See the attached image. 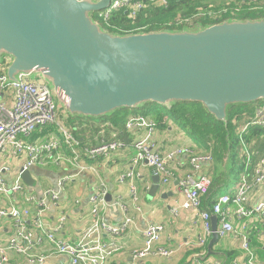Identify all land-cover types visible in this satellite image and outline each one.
I'll return each mask as SVG.
<instances>
[{
	"label": "crops",
	"instance_id": "0c3cea01",
	"mask_svg": "<svg viewBox=\"0 0 264 264\" xmlns=\"http://www.w3.org/2000/svg\"><path fill=\"white\" fill-rule=\"evenodd\" d=\"M234 1L200 0L199 3L215 7L221 4L231 7L234 6ZM143 2L145 8L149 4L156 6L149 0H143ZM8 64V58H4L0 63V71H5V75ZM13 100L12 92H4L0 95V102L8 108L12 106ZM57 105L63 110L60 104ZM247 105L251 106L247 107L243 113L251 111L254 115L256 109L264 106V100ZM142 108L135 110V113L130 112L127 118H124L125 122L132 116L143 117L142 114L146 110H142ZM63 111L68 115V121L60 112L57 114L56 123L65 125L70 133L80 140L81 147H95L104 142H118L124 147H120L105 157L94 159L80 157L78 162L88 167L83 172L68 167L65 169L52 166L33 167L31 170L32 187L23 184L19 175L25 158L0 157V167L6 169L3 172L6 185L10 186L18 179L24 185L21 193L0 196V206L3 208L13 207L20 212H28L25 218L27 229L34 234L35 238H41V242L32 250L33 254L49 256L54 252L53 246L46 239V234L56 227L61 216L65 215L66 220L62 228L54 233L55 239L75 245L93 244L98 240L101 244L110 247L111 250L104 264H199L195 258L200 254L199 261L202 264H243L240 261L243 252L237 236L229 234L224 238H217L216 241L213 240L212 235L204 238L203 224L197 211L179 209L177 215L172 214L171 210L177 208L184 200V197L178 193L176 184L189 169L187 155L175 158L170 166L175 177L168 186H161L159 179L156 181L152 168L145 163H133L135 150L132 145L149 129H128L125 127V123L120 127H115L107 120L70 116L65 110ZM145 118L151 122L154 120L151 117ZM248 126L249 124L240 125L234 133L238 139L234 151L241 160V170L237 172V175L236 170L232 172L233 166H229L227 157L221 160L213 158V144L209 148L195 145L188 133L177 128L167 115H163L160 122L155 121V125L151 128V140L162 155L176 148H182L188 149L199 158L208 155L212 157L209 163H201L200 170V174L211 180V186L207 195L202 198V205L199 209L210 210L217 198L234 194L243 175H247L249 179L252 178L255 168L264 155V128L259 127L260 135L247 139L244 135L248 132L249 136ZM245 127L247 128L245 129ZM60 134L54 124H49L41 129H36L29 137H20V139L40 144L52 138L61 139ZM248 157L249 165L246 168L247 172H244L243 164ZM121 175L127 178L123 183L118 181ZM63 176L70 178L60 191L58 200L43 198V194L49 189H54ZM218 177L220 181L215 183V179ZM153 186L157 187L156 191ZM132 188L135 190L134 194L131 191ZM102 191L105 192V207L101 209L100 214L105 223L115 226L127 217L132 220L126 232L118 236H111L104 232L97 233L92 226L89 199ZM27 198L30 201H26ZM43 199H45L46 205L40 217L42 228L39 229L36 228L34 222L38 211V202ZM262 202H264V183L249 191L245 207L252 209ZM227 211L234 230H240L243 223L249 224L250 246L256 252L261 263L264 264V214L239 218L236 215V206L233 204L227 206ZM209 221L211 231L214 227L219 228L220 219L218 216L211 214ZM149 225L163 227L160 240L155 247L173 250L172 257L166 259L150 255L146 258H135V254L144 247L143 231ZM13 232V220L0 218V235L3 243L7 242ZM201 238H204V246L199 245ZM203 252H205V256H202ZM6 264L28 263L24 256L11 252L8 254ZM45 264H68V257L53 255Z\"/></svg>",
	"mask_w": 264,
	"mask_h": 264
},
{
	"label": "water",
	"instance_id": "95a60500",
	"mask_svg": "<svg viewBox=\"0 0 264 264\" xmlns=\"http://www.w3.org/2000/svg\"><path fill=\"white\" fill-rule=\"evenodd\" d=\"M109 6L0 0V63L9 60L8 81L19 74L40 79L70 116L95 120L148 103L198 102L226 123L229 107L264 100V19L114 34L94 19ZM31 170L20 174L29 187Z\"/></svg>",
	"mask_w": 264,
	"mask_h": 264
},
{
	"label": "built area",
	"instance_id": "2783aa9c",
	"mask_svg": "<svg viewBox=\"0 0 264 264\" xmlns=\"http://www.w3.org/2000/svg\"><path fill=\"white\" fill-rule=\"evenodd\" d=\"M149 1L159 7H167L169 3V0ZM252 1L255 2L257 0ZM234 5L236 8H225L221 13L229 12L233 15L240 7L247 4L246 0H237ZM145 7L143 0H110V6L96 16L106 23L112 12L124 10L128 13L129 18L134 20ZM186 21V19H177L175 23L180 24ZM39 81L32 82L28 76L19 74L14 82H9L5 71H0V95L4 92H12L14 95L10 108L0 102V157L7 159L25 158L19 175L24 171L33 169V167L46 168L48 166L59 169L68 167L83 172L88 167L78 162L80 157L88 159L105 157L120 147H124L123 144L118 142H104L98 146L89 148L81 147L80 140H77L65 125L56 123L57 106L52 91L44 82L40 79ZM49 124H54L57 127V130L61 133V139L52 138L40 144L20 139V137H29L36 129H41ZM249 125L264 128V106L255 110L253 120ZM152 126L153 123L144 116H132L125 122V127L128 129H149L144 136L138 138L132 145V148L135 150L133 163H145L152 168L154 175L159 179V185L168 186L174 179L175 174L170 166L175 158L184 154L188 156L189 169L185 171V174L177 183V191L184 197V200L177 208L171 210L172 214L177 215L179 209L197 211L203 224L204 238L212 235L209 221L211 214L218 216L220 226L216 230L217 237L224 238L229 234L237 236L243 252L240 261L243 264H263L250 246L248 237L249 224L243 223L240 230H234L229 219L227 206L229 204L235 205L236 215L239 218H250L254 214H264V202L257 204L252 209L245 207L249 191L253 187L264 183V155L255 168L252 178L249 179L247 175H243L240 178L239 185L236 187L233 195L217 198L210 210H200L202 198L207 195L211 186V180L207 176L200 174L201 163H209L212 157L208 155L199 158L188 149L182 148H176L162 155L156 144L151 140ZM243 165L244 172H247L246 168L249 165V157ZM5 170L4 167H0V196L21 193L24 185L19 179L10 186L6 185L3 179V172ZM69 178L68 176H63L57 182L54 189H49L43 194V198L57 201L60 191ZM126 180L127 178L124 175H121L118 179L120 183ZM131 191L133 194L135 193L134 188ZM104 197L105 192L102 191L91 196L89 199L92 226L97 233L104 232L111 236H118L126 232L132 220L127 217L119 225L115 226L105 223L100 214L101 209L105 207ZM26 201H30L29 198ZM45 205V199L39 201L37 205L38 211L34 225L39 229L42 228L40 217ZM124 210L125 208L123 207ZM27 215V211L20 212L13 207L3 208L0 206V218H11L14 227L13 235L6 243H3L0 235V264L7 263L8 254L11 252L24 256L28 264H45L53 255L67 256L68 264H104L106 257L111 253L110 247L101 244L98 240L93 242V244L75 245L64 240L55 239L54 233L62 228L66 220L65 215H62L58 225L46 234V239L53 246L54 252L49 256L35 255L32 253V250L41 242V238H35L34 234L27 229L25 223ZM162 232L163 227L160 225L147 226L143 231L144 247L135 254V258H146L150 255L166 259L172 257L174 254L173 250L155 247L160 240ZM204 238L199 240V245H205ZM200 255H196L195 260L199 264H202L199 261ZM202 256H205V252L202 253Z\"/></svg>",
	"mask_w": 264,
	"mask_h": 264
},
{
	"label": "trees",
	"instance_id": "16d2710c",
	"mask_svg": "<svg viewBox=\"0 0 264 264\" xmlns=\"http://www.w3.org/2000/svg\"><path fill=\"white\" fill-rule=\"evenodd\" d=\"M199 1L169 0L167 7H156L149 4L147 8L138 13L134 20L130 19L128 13L124 10L112 12L106 23L96 15L94 19L103 29L114 34L148 33L163 30L180 31L183 29H195L198 26L204 28L227 20L264 19V0L255 2L246 0L247 5L240 7L233 15L229 12H221L225 8H236L235 5L225 7V5L221 4L215 7L213 5H202ZM177 19H186L187 21L176 24L175 21ZM249 106L251 105L240 104L229 107L226 123L216 121L198 102H180L167 108L148 103L143 105V108H140L146 110L142 114L144 117L154 119H151L153 125H155V121L160 122L163 115H167L177 128L188 133L189 138L195 145L209 148L213 144V158L221 160L227 157L229 166H233L232 172L236 170L237 175V172L241 170V160L234 151L238 143L237 136L234 133L240 125L252 122L253 113L251 111L243 113ZM135 110L137 109L123 108L111 113L106 118H102V120H107L111 125L120 127L125 123L124 118H127L130 112L135 113ZM248 130L250 132L249 136L248 132L244 135L247 139L261 134V129L257 126L249 125ZM219 181V177L215 179V183Z\"/></svg>",
	"mask_w": 264,
	"mask_h": 264
},
{
	"label": "rangeland",
	"instance_id": "374dc122",
	"mask_svg": "<svg viewBox=\"0 0 264 264\" xmlns=\"http://www.w3.org/2000/svg\"><path fill=\"white\" fill-rule=\"evenodd\" d=\"M30 81H32V82H40L39 79H35L34 77L30 78ZM53 98H54V96H53ZM54 100H55V103H56V106H57V107H56V109H57V114L60 113V112H62V116L65 117L66 120L68 121V119H69V118H68V115L65 114L64 111H63L62 109H60L59 106L57 105V104L59 103V102L57 101L58 99H57V98H54ZM65 118H64V119H65ZM105 118H106V117H105Z\"/></svg>",
	"mask_w": 264,
	"mask_h": 264
}]
</instances>
